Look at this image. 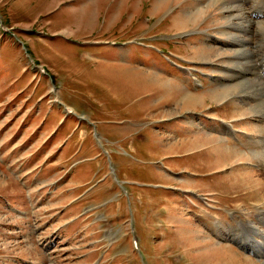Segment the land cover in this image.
I'll list each match as a JSON object with an SVG mask.
<instances>
[{"label": "rangeland", "instance_id": "obj_1", "mask_svg": "<svg viewBox=\"0 0 264 264\" xmlns=\"http://www.w3.org/2000/svg\"><path fill=\"white\" fill-rule=\"evenodd\" d=\"M243 2L0 0V264H264L208 230L264 246V110L242 88L264 81L236 72L264 58V0ZM256 128L252 152L233 140Z\"/></svg>", "mask_w": 264, "mask_h": 264}, {"label": "bare ground", "instance_id": "obj_2", "mask_svg": "<svg viewBox=\"0 0 264 264\" xmlns=\"http://www.w3.org/2000/svg\"><path fill=\"white\" fill-rule=\"evenodd\" d=\"M224 2H225V8L226 9H229V10H231V8L233 7L232 5H234V2H236L237 0H223ZM246 1V0H245ZM254 1V0H253ZM257 2V1H256ZM242 3H244L243 2V0H242ZM259 5V4H258ZM252 7V6H251ZM239 8V7H238ZM243 8V7H242ZM241 8V9H242ZM263 8H264V6H263ZM244 9V8H243ZM238 11V10H237ZM240 11V10H239ZM242 13V12H241ZM253 13V12H252ZM259 13V12H258ZM260 15H263L264 14V10L262 9L261 11H260V13H259ZM238 15V14H237ZM244 15V14H243ZM255 16V15H254ZM253 16V17H254ZM227 18V19H226ZM243 18V17H242ZM242 18H239V17H236V14H230V15H228L227 17H225V19L227 20V22L228 21H230V23H226V24H228V25H226V26H223V30L222 31H220V35H228L229 34V36L231 37L232 36V32H229V31H231L232 30V27L234 26V25H239V23H240V20L242 19ZM253 22V21H252ZM255 22V21H254ZM228 27H230V29L228 28ZM262 34V33H261ZM263 35V34H262ZM261 35V36H262ZM256 39V38H255ZM230 41V40H229ZM242 45H245V40H241V42H240ZM227 44V43H226ZM229 44V43H228ZM231 44V43H230ZM233 44V43H232ZM262 45V44H261ZM237 48V47H236ZM239 52V54H246L247 53V50L246 51H244V49L242 48L241 50H239L238 51ZM251 53H253L252 51H250V54ZM255 53V52H254ZM238 54V53H237ZM260 54V53H259ZM254 55V54H253ZM255 56V55H254ZM259 59H262V58H259ZM250 60V59H249ZM248 61L247 60H245V62H243L244 63V65H243V63L241 64L240 63V65H242V68H245V70H240V68L239 69H237L238 71H236V72H244V73H246V74H249L248 76H251V75H254V77H255V75H259V80H260V78L261 79H263V81H264V58L262 59V60H260V66H258L257 64V66L256 65H254V68H256V71L254 72L253 71V66L251 65V63L250 64H245V63H247ZM234 67H235V65H234ZM227 68H229L228 66H222V69H223V72H227ZM229 70V69H228ZM234 73V72H233ZM235 74H239V73H235ZM243 75V74H242ZM240 77H241V75H240ZM230 78L232 79V80H237L238 79V76L237 75H235L234 76V74L233 75H231L230 76ZM242 78V77H241ZM247 79V78H246ZM250 78H248L247 80H245L244 82H245V84H242V88H243V90H246L247 92H248V90L249 89H251V88H254V89H258V90H260V99H261V103L258 105V106H260L261 107V109L262 110H264V83L263 82H261V80L260 81H257L256 83H250V80H249ZM227 80V79H226ZM222 94H224V92L222 93ZM217 114V113H216ZM219 116H221V115H219ZM202 117H203V114H202ZM204 118H207V117H204ZM255 122H257V123H259L260 124V121H255ZM231 123V122H230ZM256 125V124H255ZM229 127V128H228ZM228 127H226V129L228 130V135H230V136H232L233 135V133H234V129L235 130H238V129H240V131H242L243 133H244V129H241L240 127L239 128H237L236 127V125H235V128L233 129V127H232V124H231V126L230 125H228ZM260 127V126H259ZM203 128H204V125H203ZM213 130V129H212ZM231 130H232V132H231ZM255 131L257 132V136H258V139L256 140L255 139V134L254 135H247L248 137L246 138V142H244V141H242L241 139H239V138H237V137H235L233 140L235 141V142H237V143H239V144H241L244 148H246L247 150H249V151H251L252 152V150H254V149H257L258 148V146L260 145V128H256L255 129ZM236 134V133H235ZM236 135H238V134H236ZM242 135H245V134H242ZM263 137H264V133H263V135H262ZM236 139V140H235ZM263 141V140H262ZM250 147H252V148H250ZM252 149V150H251ZM260 149V148H259ZM176 156H179V155H176ZM176 156H174L175 158H176ZM263 157H264V155H263ZM260 163H258V164H256L255 163V166H257L258 167V169L257 170H260V171H264V166L263 165H259ZM197 174V173H196ZM198 175V174H197ZM199 176V175H198ZM209 196V195H208ZM211 197V196H210ZM224 212V211H223ZM249 226H253V223L251 224V225H249ZM253 228V227H252ZM235 229V230H234ZM209 231H213L214 232V237L215 238H220V237H223V238H228V239H230V240H235L239 245H241L243 248H247V249H250V250H252L255 246H257V245H260V246H257V247H259V250H263V245L262 244H258L257 243V238H256V235L254 236V241H255V245L254 246H252L253 245V243H252V239L249 237V236H247V232H246V230H245V228L244 227H242V226H235V227H233L230 231H225V233L226 234H224V231H223V229H222V226H220V228H219V226L218 225H216L215 227H213L212 229H208ZM234 230V231H233ZM223 233V234H222ZM231 235V236H230ZM261 243V242H260Z\"/></svg>", "mask_w": 264, "mask_h": 264}, {"label": "flooded vegetation", "instance_id": "obj_3", "mask_svg": "<svg viewBox=\"0 0 264 264\" xmlns=\"http://www.w3.org/2000/svg\"><path fill=\"white\" fill-rule=\"evenodd\" d=\"M43 72H44V71H43ZM44 73H45V72H44ZM44 73H43V74H44ZM53 86H54V85H53ZM54 87H55V86H54ZM52 92H53V90H52ZM52 94H53V96H54V92H53ZM64 109H65V106H64ZM64 112H65L66 114H70V113H74V110H73V109H70V110H66V109H65ZM75 116H76V118H81V119L83 118V117H80L79 114H76ZM77 120H78V119H77ZM93 141H94L95 145H97V146H98V145H99V146H102V145H101L102 140H101V139L98 140V138L96 139V137H95L94 135H93ZM99 141H100L101 143H100ZM64 145H65V144H62V145L60 144V145H59L58 152H59V150H61V149L64 147ZM80 150H81V148L78 149V150L75 148V150L73 151V154H78V153L80 152ZM87 160H92V159L87 158ZM82 195H84V194H80L79 196H76V197H77V198H78V197L81 198ZM103 204H104V202H103Z\"/></svg>", "mask_w": 264, "mask_h": 264}]
</instances>
